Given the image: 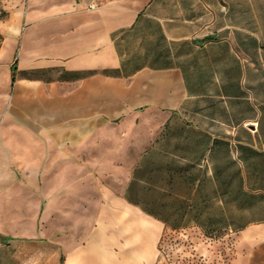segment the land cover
I'll use <instances>...</instances> for the list:
<instances>
[{
    "label": "crops",
    "instance_id": "1",
    "mask_svg": "<svg viewBox=\"0 0 264 264\" xmlns=\"http://www.w3.org/2000/svg\"><path fill=\"white\" fill-rule=\"evenodd\" d=\"M10 15L0 148L40 150L0 155V264H160L164 229H226L264 264V0ZM55 212L85 229L71 246Z\"/></svg>",
    "mask_w": 264,
    "mask_h": 264
},
{
    "label": "rangeland",
    "instance_id": "2",
    "mask_svg": "<svg viewBox=\"0 0 264 264\" xmlns=\"http://www.w3.org/2000/svg\"><path fill=\"white\" fill-rule=\"evenodd\" d=\"M27 2L28 0H0V29L12 23L15 15L10 14L15 11H23L27 6ZM1 39L0 32V42ZM14 71V69H11L12 74ZM9 81L10 78L7 85L4 88L1 87L0 123L4 124L7 123L9 118L6 115L8 104L3 100L11 90ZM39 150V147L30 149L23 147L0 148V155H12L24 161L29 158L28 152H38ZM68 154L71 156L70 152ZM51 155L54 156L55 152L52 151ZM83 155L86 156V154ZM51 166L54 165H48V168H51ZM108 172H103V175L107 176ZM54 180L55 173L48 174L47 179H39L37 182L40 186L46 185L50 188ZM67 182H70V179H67ZM48 214L38 213L37 216H31V219H37V222H41L45 216L49 217L52 213ZM55 214L62 216L64 239L68 241L65 246H71L76 238L78 239L84 234L85 229H78L74 226L70 212H55ZM159 251L160 264H245L246 257L244 245L239 243L237 238L226 229H164Z\"/></svg>",
    "mask_w": 264,
    "mask_h": 264
}]
</instances>
